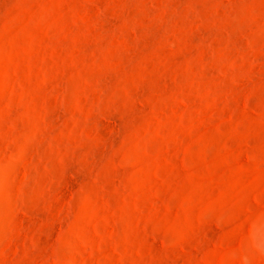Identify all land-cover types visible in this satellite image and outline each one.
Instances as JSON below:
<instances>
[{
  "label": "rangeland",
  "instance_id": "obj_1",
  "mask_svg": "<svg viewBox=\"0 0 264 264\" xmlns=\"http://www.w3.org/2000/svg\"><path fill=\"white\" fill-rule=\"evenodd\" d=\"M0 264H264V0H0Z\"/></svg>",
  "mask_w": 264,
  "mask_h": 264
}]
</instances>
